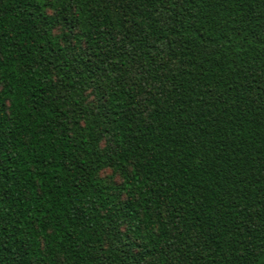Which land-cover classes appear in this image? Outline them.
I'll use <instances>...</instances> for the list:
<instances>
[{
    "label": "trees",
    "instance_id": "1",
    "mask_svg": "<svg viewBox=\"0 0 264 264\" xmlns=\"http://www.w3.org/2000/svg\"><path fill=\"white\" fill-rule=\"evenodd\" d=\"M0 264H264V0H0Z\"/></svg>",
    "mask_w": 264,
    "mask_h": 264
},
{
    "label": "rangeland",
    "instance_id": "2",
    "mask_svg": "<svg viewBox=\"0 0 264 264\" xmlns=\"http://www.w3.org/2000/svg\"><path fill=\"white\" fill-rule=\"evenodd\" d=\"M109 173H111L110 170H105V171H104V175L109 174Z\"/></svg>",
    "mask_w": 264,
    "mask_h": 264
}]
</instances>
